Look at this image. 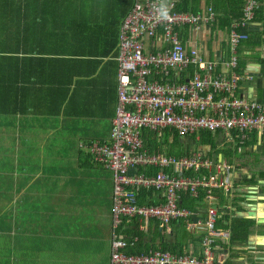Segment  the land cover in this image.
<instances>
[{
    "label": "crops",
    "instance_id": "0c3cea01",
    "mask_svg": "<svg viewBox=\"0 0 264 264\" xmlns=\"http://www.w3.org/2000/svg\"><path fill=\"white\" fill-rule=\"evenodd\" d=\"M86 1V5L79 4L74 11L78 16L77 20L79 24L83 17L91 20L95 28L105 25L111 34L105 39L106 42L102 39L98 42L81 39L72 43L57 39L28 41L27 44L47 46L45 55H38L36 52L24 55L18 53L19 59L14 61L12 83L13 94L16 95L14 100H17V104L21 103L20 106L17 105L18 109L27 112L22 110L24 113L0 115V126L8 128L15 140L22 138L24 141L27 137L38 139L27 161L33 153V156L38 158L35 167L42 170L48 168L47 176L44 173L43 176L36 175L38 179L35 183L37 185L46 183L48 187L34 186L36 193L28 197L19 193L21 190L19 188L11 195V204L0 201V255L5 244V242L3 244L5 234L10 235L12 260L9 264H91V248L99 236L101 216L99 190L94 194L91 190L88 196L92 197L84 194V198L81 199L80 195L79 205L78 202L72 205V199L67 197V187L73 186L74 180L67 176L56 178L51 175L49 169L56 168L60 161L72 164L76 160L78 168L84 174L90 168L104 169L95 161L88 147L91 143L107 141L110 138L117 104L120 29L134 1L128 0V3H124L123 0ZM260 10L256 12L254 20L247 25L245 29L247 39L235 49L236 66L230 70L240 75L238 97L264 102V8ZM99 15L104 16V19L97 20ZM229 23L216 25L212 22L209 24V33L201 31L196 34L197 39H202L198 40L199 48L203 51L200 52V56L206 61L218 63L215 75L229 70L228 62L231 57L227 42ZM113 41L114 47L107 49L108 46H112ZM77 45L78 49L75 48ZM25 56L28 58H23ZM194 69L190 66L182 72H171L170 76L173 75V80L181 82ZM72 79L73 89L69 93ZM72 93H75L73 100L70 99ZM111 103L115 105L114 113L110 110ZM104 120L110 123L109 133L105 135L101 127ZM211 137L217 144L214 148L202 142L201 132L179 141L189 150L188 154L202 151L206 160L215 165L219 163L231 165L229 173L232 187L228 191L201 188L197 190L195 197L189 193H181L179 206L192 211L190 217L192 222L205 221L207 209L211 206L217 208L219 213L215 226L223 232V236L216 238L213 254L219 264H264V138L257 141L253 147H247L250 142L244 140L239 144L238 139H234L235 142L229 143L218 132ZM163 140L158 141L159 145L154 152L148 149L147 144L146 148L151 153L160 151L171 156L166 152L172 143L166 141L163 143ZM59 142L67 147L71 146L68 143L77 144L76 152L63 151L64 146L59 152L50 151L53 150V146L58 149ZM252 156L259 158L260 165L262 164L260 168H250L243 164V158ZM23 165L26 166V163ZM23 170L24 175L27 171L28 181L32 182L29 162ZM204 174L207 176V173ZM111 175L113 179V174ZM197 177L198 175L194 176ZM59 183L62 187L58 186ZM90 183L94 187H100L98 179L91 176H88L87 181L78 182L77 187L87 186L92 189ZM112 184L114 186L113 181ZM113 191L114 187L111 195V227ZM145 193L152 194L151 197L148 195L146 203L158 202L160 193L154 191ZM22 206L29 208L27 225L25 222L19 224V216L26 215L17 208ZM233 216L253 222V229L246 234V238L233 239L230 229L223 225V221L221 222L223 219L228 221ZM7 217L10 222H17L16 230L12 233H5L4 225L7 222L4 221H8ZM219 220L220 225H217ZM124 226V234L139 236V242L133 248H140L141 252H147L156 243L171 252L172 249L165 248L164 243L169 246L181 243L182 252L174 253L197 255L200 252L202 233L186 229L182 221H172L170 230H165L160 228L156 219L133 217L124 222ZM133 248H128L127 251H134ZM72 253L77 261L71 259ZM0 264H4L1 256Z\"/></svg>",
    "mask_w": 264,
    "mask_h": 264
},
{
    "label": "built area",
    "instance_id": "2783aa9c",
    "mask_svg": "<svg viewBox=\"0 0 264 264\" xmlns=\"http://www.w3.org/2000/svg\"><path fill=\"white\" fill-rule=\"evenodd\" d=\"M133 1L120 29L117 104L110 138L88 147L95 161L113 174L109 264H219L213 254L216 238L223 236L215 226L217 208L207 209L205 221L192 222V211L179 206V195L195 197L201 188L230 190L231 165H215L202 151L180 158L151 153L145 133H155L158 141L165 137L170 144L174 137L183 140L199 132L221 133L229 143L246 140L247 147L264 138V102L238 97L240 75L230 70L236 66L235 49L246 39L245 29L264 7V0H241V16L228 25L229 70L218 75V63L200 56L198 40L202 39L196 38L201 31L209 33V24L215 21L213 0L199 2L196 12L177 11L178 0ZM162 5L167 8L166 18ZM190 66L195 69L184 81L170 76ZM141 169L160 172L150 176ZM145 191L160 193L158 202H140V192ZM133 217L156 219L165 230H170L172 221H182L186 229L202 233L199 254L174 253L159 243L147 252H128L140 239L123 232L124 222Z\"/></svg>",
    "mask_w": 264,
    "mask_h": 264
},
{
    "label": "trees",
    "instance_id": "16d2710c",
    "mask_svg": "<svg viewBox=\"0 0 264 264\" xmlns=\"http://www.w3.org/2000/svg\"><path fill=\"white\" fill-rule=\"evenodd\" d=\"M201 1L203 0H178L176 4L177 11L196 12ZM213 1L211 5L216 14L214 21L216 25H226L232 19H238L241 16V0ZM123 2L128 3V0H123ZM86 3V0H0V115H16L17 113L27 112V110L22 109L23 112L18 109L21 103L17 104V100H14L16 99V95L13 94L12 90L14 61L19 59L17 56L18 53L24 55V53L36 52L38 55H45L47 48L44 44H27L28 41L35 42L40 40L45 41L46 39H57L62 42L70 41L72 43L73 41H80L81 39L91 42H98L102 39L106 42L105 39L110 37L111 34L105 25L96 26L95 28L92 25L93 22L86 20L84 17L79 24L77 20L78 16H76L74 11L80 6L79 4L86 5ZM100 18L104 19V16L99 15L97 20ZM114 44L115 41L107 49L114 47ZM78 46L75 48L78 49ZM23 58L27 59L28 57L25 56ZM73 83L74 79L70 81L69 93L73 89ZM74 96L75 93L70 94V99L73 100ZM201 136L203 143L212 145V148L216 147L217 144L213 141L210 134L201 132ZM145 141L147 147H149L148 149L152 152L159 145L155 133L146 132ZM165 141L164 138L163 143H166ZM188 152L189 150L181 141L178 138H174L172 144L168 146L166 153L171 156L181 157L188 155ZM209 155L211 156V154ZM139 172L156 176L160 170L141 169ZM148 195L150 197L152 196L151 193L140 192V202L147 201ZM222 221L224 222L223 225L228 227L232 232L233 239H244L246 234L253 229V222L249 219H241L233 216L228 221L225 219ZM217 225H220V220ZM238 231L240 234H238ZM180 244L169 246L167 243H164V246L165 248L172 249L173 252H182L180 250L182 245ZM133 250L131 251L133 253L141 252L140 248H133Z\"/></svg>",
    "mask_w": 264,
    "mask_h": 264
},
{
    "label": "rangeland",
    "instance_id": "374dc122",
    "mask_svg": "<svg viewBox=\"0 0 264 264\" xmlns=\"http://www.w3.org/2000/svg\"><path fill=\"white\" fill-rule=\"evenodd\" d=\"M110 110L114 113L115 111V105L114 103L110 104ZM101 127L104 131V135L109 133L110 130V123L108 120H104V122L101 123ZM75 141V137H73ZM38 139H33L32 137L22 140L14 139V135L8 128H3L0 126V201L4 204H11V195H13L14 191L21 188L19 190V193H22V195L25 196H32L33 193H36L34 190L35 187H43L47 188L48 186L46 183L35 184L37 182L38 177L36 175H42L44 173L45 176H47V169L44 170L35 167V164L38 162V158L32 155L30 156L29 160L27 161L28 156L30 155L32 151V147L36 146V141ZM71 144V146H65L62 144V142L57 143L58 149H56L53 146V150H50L52 152H59L62 147L63 151H69L70 153H74L77 150V144ZM75 145V146H74ZM61 147V148H60ZM66 148V149H65ZM225 154V153H224ZM69 158V157H68ZM27 162L30 164V175L32 178V182H29V175L26 172L24 175L23 167H27ZM23 163H26V166L23 165ZM260 161L258 157H245L243 158V164L250 168H260L262 164L260 165ZM52 170V171H51ZM52 176H55L56 178H60V176H67L69 178H72L74 180L73 186L70 188L67 187V197L68 199H72L71 204L78 202V205L80 203V195L81 199L85 196H88L89 192L92 190L91 193H95L96 190H99V211H100V221H99V236L98 239L94 240L93 247L91 248V255H90V261L91 264H109L110 262V229H111V195H112V175L109 171H105L104 169H100L97 167L90 168L87 170L86 174L83 173L78 168L77 160L73 161L72 164H68L65 161H60L56 168L49 169ZM48 171V172H49ZM49 173V174H50ZM88 176H91L93 178H97L100 187H94L91 186L92 189L89 187H77L78 182L81 181H87ZM87 184V183H86ZM59 187H62V185L59 183ZM80 186V185H79ZM24 188V189H23ZM65 188V187H64ZM31 189V191L27 190ZM24 190V191H23ZM45 194V193H44ZM92 197V196H88ZM44 200V199H42ZM70 201V200H69ZM82 202H84L82 200ZM2 204V203H1ZM3 205V204H2ZM12 208V207H11ZM19 210H22L26 213L25 216L20 217L19 224L27 225L29 223V208L27 206L17 207ZM31 210V209H30ZM11 211V209H10ZM9 211V214H10ZM30 213V212H29ZM40 216V215H35ZM32 217V216H31ZM8 221L5 223V233H12L13 230H16V223L13 221L10 222L9 217L6 218ZM13 220V215H12ZM21 230V228L19 227ZM25 234H26V227L24 228ZM4 233V234H5ZM5 242V244H4ZM11 236L5 234L3 244L4 247L2 248V255L1 260L4 262V264H9V262L12 260V248H11ZM25 247V246H24ZM1 254V252H0ZM71 259L77 261V258H74V253L70 255Z\"/></svg>",
    "mask_w": 264,
    "mask_h": 264
},
{
    "label": "clouds",
    "instance_id": "9594fccd",
    "mask_svg": "<svg viewBox=\"0 0 264 264\" xmlns=\"http://www.w3.org/2000/svg\"><path fill=\"white\" fill-rule=\"evenodd\" d=\"M162 16H163L164 18L167 17V8H166V6H163V5H162Z\"/></svg>",
    "mask_w": 264,
    "mask_h": 264
}]
</instances>
